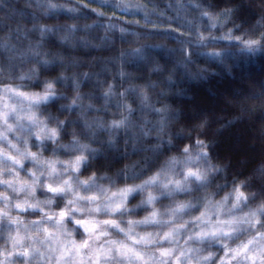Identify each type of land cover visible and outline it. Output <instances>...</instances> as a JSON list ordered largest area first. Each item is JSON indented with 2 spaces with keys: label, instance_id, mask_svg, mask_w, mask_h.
Segmentation results:
<instances>
[{
  "label": "clouds",
  "instance_id": "obj_1",
  "mask_svg": "<svg viewBox=\"0 0 264 264\" xmlns=\"http://www.w3.org/2000/svg\"><path fill=\"white\" fill-rule=\"evenodd\" d=\"M0 264H264V0H0Z\"/></svg>",
  "mask_w": 264,
  "mask_h": 264
}]
</instances>
